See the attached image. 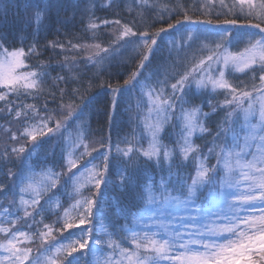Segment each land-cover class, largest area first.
<instances>
[{
	"label": "snow or ice",
	"instance_id": "obj_1",
	"mask_svg": "<svg viewBox=\"0 0 264 264\" xmlns=\"http://www.w3.org/2000/svg\"><path fill=\"white\" fill-rule=\"evenodd\" d=\"M122 6L131 15L128 0H75L72 16L61 17L68 0H24L28 28L35 24L31 43L25 35L21 46L10 48L16 39L0 32V120L17 126L0 147V206L11 197L3 212L9 226L0 227V264H86L98 251L105 254L95 264H264V0H220L218 11L215 0H206L193 10L234 17L224 20L193 18L177 3L169 19L183 15L172 23L150 15L156 5L131 20ZM95 11L121 18L96 23ZM77 12L82 32L110 39L72 44L71 51L87 53L83 59L41 61L50 49H69L59 40L40 44V33L74 24ZM156 23L166 26L153 30ZM112 25L114 31H100ZM174 33L180 42L162 43ZM241 44L242 51H230ZM137 56L122 84L102 79L122 76ZM56 68L66 72L52 84L65 85L61 103L49 109L57 96L48 93L43 106L25 104L45 95L48 69ZM90 68L95 71H85ZM93 89L104 93L102 110L93 107ZM93 112L107 117V137L89 140ZM125 115L131 135H121ZM113 185L122 186L126 203L109 195ZM101 216L113 228L102 234L107 240L96 231ZM25 226L28 231L21 230ZM36 239L35 252L22 246Z\"/></svg>",
	"mask_w": 264,
	"mask_h": 264
},
{
	"label": "trees",
	"instance_id": "obj_2",
	"mask_svg": "<svg viewBox=\"0 0 264 264\" xmlns=\"http://www.w3.org/2000/svg\"><path fill=\"white\" fill-rule=\"evenodd\" d=\"M225 2H227L228 0H224ZM103 3H107L108 0H102ZM128 2L131 4L132 6V13L131 15H129V10L127 7L122 6L123 8V12L122 15L124 17H126L127 20H131L132 16L137 15L138 13L144 11L145 9L151 8L153 5H156V8L154 9L153 13L150 15H160L162 14L165 18V20L168 23H172L177 19H180L181 16L183 15V12H181L180 15H172L171 18L169 19V15H170V11L176 6L177 3L182 4L184 6V8L188 11L189 15H193V18H195L196 16H199L201 19H208L211 18L213 20L219 19V20H224V19H232L234 17H231V15H221L219 17L212 15L211 17L208 16V8L204 7L202 10L200 11H196L194 13V9H198L199 5L201 4H206V0H128ZM216 4H217V11L220 10L219 9V2L218 0H215ZM75 3V0H68V7L67 9L61 13V17H71L72 13H73V5ZM139 5V6H138ZM99 6V4H98ZM7 7L8 11L7 14L5 15L4 12V8ZM119 11V10H117ZM95 16L98 18L95 22L99 23V21L101 20H114V19H120V15H115L113 13H109L106 11H95ZM80 13L77 12L76 13V22L74 24H69L67 27H60L59 32L57 33L55 30H53L51 35H47L45 34V32H41L40 33V44H45L49 41L52 40H59L61 43L64 44L65 48L69 49V51L67 52H62L59 48H57L55 50V52H52L51 49L49 50L48 53H46L45 55L41 56L39 59L41 61H45L48 62L49 61V57H51V62L53 65H55V62L57 60H63L65 56H68L69 58L72 57H76L77 59H83L87 53L85 52H74L71 51V45L72 44H94V43H102V44H106L107 41L110 39L109 36L104 35L103 37H100L98 39H91V33H84L82 32L81 29V25L79 24V20H80ZM150 18V17H149ZM124 22H126L125 20H122L121 23L123 24ZM245 22V21H242ZM259 21L252 20V23H257ZM85 23H87V18H85ZM162 26H166L164 24L161 23H156L153 25V30L162 27ZM117 26L112 25L109 28H102L100 29V31L102 32H112L115 30ZM35 28V24H33V29ZM20 29H24V31H20ZM33 29L28 28V18H27V13L24 10V0H5V4L4 5H0V32H7L9 34V38H15L16 39V44L15 45H10L9 47H19L20 45V39L22 36H27L28 37V42L31 43L32 41V35L34 34ZM140 31H143V29L141 28ZM183 32V30H181ZM186 33H185V38H186ZM77 37V38H74ZM180 35L174 33L172 36L169 37H165V40L162 42L164 44H167L168 41H172L173 44L180 42ZM246 45L245 44H241L238 47H233L232 50H234L235 52L239 51L240 49H243ZM207 54V52L203 53L202 56H205ZM202 56H198L199 58H202ZM140 56H137L135 58V60L132 61V63L126 68L123 69V75L122 76H112L109 77L107 75H102V79L105 82H110L113 85H115L116 83H123V80L131 73V71L136 67L137 62L139 61ZM35 61H29V63H34ZM79 68H83V65H78ZM118 69L116 68H112L109 69V71H117ZM49 71V76H48V80L47 82L42 85V88L44 89V96H41L39 101H35L32 99H28L25 100L24 103L25 104H35L38 106H43L45 103V98H47L49 101L51 100V96H48V93H55L57 96V100L55 101V103H48V108L52 109L54 107H56L57 104L61 103V101L59 100V88H64L65 85L63 83H61L59 85V88H53L52 84L54 83V78L57 75L60 76H64L66 75V72H62L59 68H56L55 71H52L51 69H48ZM86 72H94L95 69L94 68H90V69H86ZM237 76H239L240 79H245V77H243L242 75H240L239 73L236 74ZM252 74L249 73V76H251ZM258 75V74H257ZM100 80H96L94 81V83L96 85L100 84ZM90 83V81L88 80V76L85 75L84 76V87H87V85ZM71 87H78V85H71ZM93 92H96V96L94 97L95 99V103L93 105V107L95 109H103L104 107V93L102 91H99L98 89H93ZM81 92H83V88H81ZM140 94V89L137 88L134 92H132L131 96H132V107L133 110H135V105H136V99ZM218 100H223L224 97L221 95L219 97H217ZM65 103L67 102V98L64 101ZM78 102V101H77ZM195 103H199V100H196ZM4 102H0V108H3ZM147 109H143V111H146ZM204 111H208L207 108L203 109ZM13 115H15V113H13ZM123 123H124V127L123 130L121 132V135H124L125 133H128L129 135H131L132 132V125H129L127 123V115H125L123 117ZM16 125H11L9 124L6 120H0V147H2V145L5 142H10L8 140V137L11 136L12 132H15L16 130ZM90 127L92 130V136L89 137V140L93 139V138H99L100 136H105L107 137L108 135V125H107V117H101L99 115H97L95 112H93V115L91 117V123H90ZM8 129H11V131H7ZM205 139H211L210 137H205ZM113 140H116V136L115 134H113ZM145 141L143 142L144 147H145ZM195 144L199 145L201 143H203L202 140L200 139H194ZM165 143H168V141L165 140ZM219 143V142H218ZM211 146V145H210ZM92 147H97V145H92ZM121 148H126L127 145L126 144H121L120 145ZM82 150V149H81ZM207 151V149H205V152ZM33 159H35V157H33ZM211 163H215V157L212 158V160L210 161ZM8 167H11V165H9ZM56 171H59V169H56ZM165 176H167V172L164 173ZM159 176L156 177L157 181L159 180ZM112 180L114 181H119V176L116 175L115 173L112 176ZM113 187V191H111L109 193L110 196L112 197H120L122 200H124V202H127V194H122V186L121 187H116L115 185L112 186ZM87 194V193H85ZM10 194L8 199H10ZM8 199H5L3 201V205L0 206V227H8L9 225L4 223L3 220V212L4 210L7 208L8 206ZM25 199H29V195H25ZM17 200H19V197H17ZM71 203V202H70ZM65 207H68V205L66 204ZM106 209H107V205H106ZM29 211H31V208H29ZM62 211V210H61ZM110 212H115V209H109ZM20 215H23V212L20 213ZM72 215H75V213H72ZM37 220L41 219L40 216L36 217ZM51 219H45L44 220V224H50L51 223ZM110 219H115V216H111ZM121 224L124 222L123 219H120L119 221ZM55 227H59V225H56ZM40 228L43 230V226L41 225ZM22 231H28L27 226L23 227L21 229ZM96 231L98 233H101V238L107 240L108 237L107 236H103L102 234L104 232H108V233H112L113 232V228L109 223V219H106L105 217L101 216L99 217L97 224H96ZM54 235H56V233H53ZM3 234H0V237H2ZM123 235V234H121ZM113 240H116L119 242L120 236L117 235H113L111 237ZM70 239H75V237H72ZM62 243H67V241H62ZM40 244V240L36 239L35 243H31V242H27L25 244H23L22 246L24 247H29L31 248L34 252L37 250V246ZM123 247H129L128 243H124L122 245ZM105 253H102L100 251H98L95 255L93 254H89L86 258V264H88V262H90V264H95V258L96 256H100L103 255Z\"/></svg>",
	"mask_w": 264,
	"mask_h": 264
},
{
	"label": "rangeland",
	"instance_id": "obj_3",
	"mask_svg": "<svg viewBox=\"0 0 264 264\" xmlns=\"http://www.w3.org/2000/svg\"><path fill=\"white\" fill-rule=\"evenodd\" d=\"M218 2L220 3V0H218ZM225 2V1H224ZM218 3V4H219ZM225 3H227V4H231L232 3V0H228L227 2H225ZM231 17H233V16H231ZM252 20H255V19H252ZM257 21V20H256ZM213 47H214V45H213ZM243 49H240L239 51H237V52H240V51H242ZM230 51H232L233 53H237V52H235L234 50H232V48L230 49ZM208 55V53L205 55V56H207ZM217 75H218V73H217ZM197 79H199V77H197ZM146 112V111H145ZM146 141H145V147H147V144H148V141H147V139H145Z\"/></svg>",
	"mask_w": 264,
	"mask_h": 264
}]
</instances>
